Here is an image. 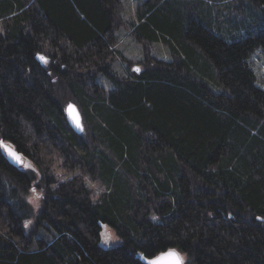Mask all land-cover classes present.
Instances as JSON below:
<instances>
[{
    "label": "trees",
    "instance_id": "trees-1",
    "mask_svg": "<svg viewBox=\"0 0 264 264\" xmlns=\"http://www.w3.org/2000/svg\"><path fill=\"white\" fill-rule=\"evenodd\" d=\"M123 12V0H0V264H146L171 249L184 264H264V81L249 61L264 0ZM121 29L142 45L137 63Z\"/></svg>",
    "mask_w": 264,
    "mask_h": 264
},
{
    "label": "rangeland",
    "instance_id": "rangeland-1",
    "mask_svg": "<svg viewBox=\"0 0 264 264\" xmlns=\"http://www.w3.org/2000/svg\"><path fill=\"white\" fill-rule=\"evenodd\" d=\"M145 0H123L124 4V18L126 21H131L134 17L136 18L137 10L139 5L144 2ZM241 18L237 19V24L235 26L230 25L227 29L231 35L235 38L244 36L246 34V29L244 24L241 23ZM117 36L119 38L118 48L122 51L123 56L127 59L134 60V62H138L143 58V49L142 45L135 39L126 33L125 30L121 29L117 32ZM152 55L158 59H162L164 61L172 60V55L168 51V49L163 46L162 44H153L151 48ZM249 61L252 65L253 71L257 78V84L262 85V81H264V48H258L255 50L253 54H251ZM137 65L134 64V68ZM27 165H30L26 162L23 158V164L20 166L21 168H26ZM26 166V167H25ZM28 168V167H27ZM88 180V185L93 191V196L98 197L103 190V187L99 185L97 182H94L90 178ZM103 237L106 243L111 244L113 242H117L118 238L115 232L106 227L103 231ZM183 261L185 263L186 257L182 253H180Z\"/></svg>",
    "mask_w": 264,
    "mask_h": 264
},
{
    "label": "water",
    "instance_id": "water-1",
    "mask_svg": "<svg viewBox=\"0 0 264 264\" xmlns=\"http://www.w3.org/2000/svg\"><path fill=\"white\" fill-rule=\"evenodd\" d=\"M37 59L40 60V61H43L40 59V56H37ZM69 105H72L73 108H74V111H70L69 109ZM66 109H65V116H66V119L70 125V127L72 128V130L81 135L84 131V125H83V120H82V116H81V113L79 111V109L77 108L76 105L74 104H69ZM79 121V127L77 126V123L76 121ZM1 144H2V147L4 149V152L6 154V157L8 159V161L15 167H20L22 164H23V156L21 153H19L15 148H13L12 146L4 143L3 141H1ZM7 149V150H6ZM9 151L11 152H14L16 154L17 157H19L18 159L15 158L14 156H11L9 155ZM170 251H174L176 252L178 255H179V258L182 262V264H184V261H183V258L181 257L180 253L177 251V250H174V249H171V250H167L165 252H162L160 253L159 255H157L156 257H153V258H145V257H142V261L146 264H148V262L150 260H157L159 258H162V257H166V254ZM160 264H172V261L170 258H165V259H162L160 261Z\"/></svg>",
    "mask_w": 264,
    "mask_h": 264
},
{
    "label": "snow or ice",
    "instance_id": "snow-or-ice-1",
    "mask_svg": "<svg viewBox=\"0 0 264 264\" xmlns=\"http://www.w3.org/2000/svg\"><path fill=\"white\" fill-rule=\"evenodd\" d=\"M40 59L41 60H44L45 58L44 57H40ZM136 71H140V70L139 69H136ZM69 109H70V111H74V108H73L72 105H69ZM76 123H77V126L79 127V121L78 120L76 121ZM9 155L14 156L17 159L19 158V157L16 156V154L14 152H11V151H9ZM165 258H170L171 261H172V264H182V262H181V260L179 258V255L176 252H174V251L168 252L166 254V257H162V258H159L157 260H150L148 262V264H160V261L162 259H165Z\"/></svg>",
    "mask_w": 264,
    "mask_h": 264
}]
</instances>
